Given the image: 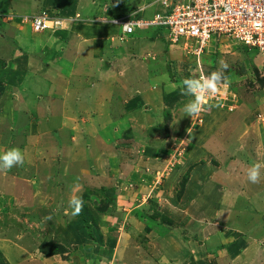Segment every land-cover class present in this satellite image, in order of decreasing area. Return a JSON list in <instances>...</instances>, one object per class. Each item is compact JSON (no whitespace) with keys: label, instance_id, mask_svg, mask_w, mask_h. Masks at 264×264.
Returning <instances> with one entry per match:
<instances>
[{"label":"rangeland","instance_id":"1","mask_svg":"<svg viewBox=\"0 0 264 264\" xmlns=\"http://www.w3.org/2000/svg\"><path fill=\"white\" fill-rule=\"evenodd\" d=\"M51 1L8 0L7 4V0H0V3L7 9L12 7L14 11L9 12L19 16L58 14L57 17L65 21L69 19L64 17L62 9L52 7ZM92 2L93 15L103 13L104 8L119 9L126 15L146 5L145 10L150 8L147 12L135 14L147 15L149 18L145 20H151L156 12L162 11L157 0ZM69 3L73 6V1ZM87 19L84 17L85 21ZM103 19L102 24L108 23ZM69 23L72 22L67 20L65 27L46 30L51 33L43 34L41 39L50 44L55 33L64 37L65 31L71 29ZM110 24L122 30L120 25ZM94 28L93 25L90 30ZM146 30L154 32L145 34L143 45L137 33L124 42L102 41L105 42L104 52L109 53L103 67H110L111 75L131 78L129 86L134 93L127 91L132 104L127 110L132 112L128 119L135 127L128 129L125 140H96L93 145L89 141L94 163H88V170L75 169L72 185L66 188L68 179L62 176L63 172L58 173L62 177L51 174L50 181L37 178L38 172L33 174L36 167L43 166L45 156L34 158L32 148L27 147L24 139L43 140L44 132L34 136L42 125L33 126L31 116H19L16 111V123L12 126L8 119L11 111L7 114L6 110H16L31 88L43 91L45 87V91H49L50 81L31 77L37 65L44 68L43 71L50 63L56 68L46 52L48 45L41 47L44 48L42 55L35 53L37 57L31 59L25 45L20 44L33 41L38 32L33 31L24 18L0 21V153L17 147L25 157L23 166L0 171V264H264V209H253L256 205L252 204V210H245L246 205L238 204L239 201L243 197L248 202L252 200L235 193L243 183L236 175L237 166L242 165L247 173L253 164H264V55L220 40L209 45L199 64L184 53L182 43L170 46L166 30L161 29L159 36L155 33L159 30L157 27ZM78 32L76 28L69 34L77 40ZM108 35L104 31L100 34ZM152 38L162 42L143 50ZM2 47H7L6 53ZM128 58L133 60L131 65L126 63ZM113 60L108 66L107 62ZM221 62L228 65L227 81L220 85L216 96L209 98L205 111L193 119L185 116L182 107L188 98L181 95L183 79L193 73L197 76L201 72L211 73L221 68ZM146 66L155 80H150L146 92L141 93L140 82L146 81L149 70ZM57 68L62 72L61 66ZM94 68L90 62L89 69ZM117 79L114 78V84ZM125 93L123 87L119 95L125 97ZM53 94L52 91L44 99L52 102ZM141 101L142 107L137 109ZM44 110L41 105L34 107L38 116L44 114ZM6 114L7 118L3 117ZM145 114L154 119L145 122ZM51 115L54 118L60 114ZM58 124L55 120L50 127ZM66 126L71 128V125ZM137 126L141 127L139 131H136ZM58 129L61 133L67 131ZM73 136L74 133L68 140L80 152L81 141ZM91 147L87 148L88 153ZM259 149L262 150L259 152ZM98 153H103L101 165L96 162ZM91 175H97L98 181ZM55 176L58 180L53 185L51 181ZM260 180L264 181V168H261ZM223 186L234 190V198L223 191ZM210 193L211 199L214 198L212 206H219L221 201L227 205H242L229 210H234L236 216L244 211L250 216V219L243 217L237 225L244 234L240 236L247 240L238 257L232 254V248L224 251L227 232L237 229L225 223L227 209H205ZM75 197L83 201L79 214L70 207V200ZM261 205L264 207V203ZM217 211H220L218 216ZM215 212L216 218L212 217ZM252 213L263 216L262 220L255 219ZM252 223L255 228L260 227L257 229L260 235L254 236L259 238L254 242L259 248L254 249L260 250L255 256L252 247L248 248V244L253 243V233L249 230ZM209 225L217 229L209 230ZM55 252L58 253L53 255Z\"/></svg>","mask_w":264,"mask_h":264},{"label":"crops","instance_id":"2","mask_svg":"<svg viewBox=\"0 0 264 264\" xmlns=\"http://www.w3.org/2000/svg\"><path fill=\"white\" fill-rule=\"evenodd\" d=\"M73 1V6L69 5ZM4 2V1H3ZM52 7L62 9L64 12V17L74 18L77 15L80 16V19L76 21L75 23H70L69 28H71L68 31H65L64 29L62 31H65L64 37H60L59 32L55 33V35L52 37V40L50 41V44L44 42L41 38L43 34H50L51 32L46 31L42 33H35V37L33 41L31 39L25 43H22L20 45H25L24 48H27L26 51L28 54H30L28 57L33 59V57H37L38 53L42 55L44 52L41 51V47H44L48 45L46 48V52L49 54V58L52 59V63H55V69L51 66V63L48 65V68L44 70V68H38L39 65H37L36 70L34 71L32 78L37 79L40 81L41 79H46L50 81V89L49 91H45V87L43 91H39L38 87H35V90L32 91V88L29 89L25 93L27 95L26 99L18 106L16 110L7 109V114L11 111V114L9 116V121L12 126H15V120H14V114L19 112L20 114H25L26 116H31L32 120H30L34 125L38 128V124L42 125L38 130V132L34 136H39L40 133H43L45 135V138L43 140H29L28 138H25L24 141L27 143V147L32 148V156L36 158L37 156H45L44 161L45 163L43 166L36 167L33 174H36L37 172V178L40 180H49L48 177L52 175H60L58 173L63 172L62 176H64L65 179H68L66 181V188L68 185H72V176L74 175L75 169L77 170H88V163L92 164L94 163L90 157V155L93 154V148L89 145V141L93 144L97 143L96 140H125V136L128 133V129L134 128L135 125L133 121H130L129 116L132 112H129L127 109L130 105V101L128 100V93L127 91H130L131 93H134V89L132 86H129L131 78L129 75L125 76L124 78L120 75L114 76L111 75L113 72H111L112 69L108 67L107 69L103 67V64L108 61L109 53L104 52L103 44L105 42H102L103 40L115 42L117 39H119L121 42H124V40L133 39L132 36L137 33L139 36V42L145 44L144 36L149 35L153 32H147V30H140L137 29V31L134 34L130 35H124L122 33V30L118 26H114L110 24V20L114 18H126L129 16L135 17L137 19H145L149 18L146 16H137L140 12H147L150 8L144 5V7L139 8L137 11L131 13V14H124L122 10L117 9H103V13L98 12L95 15H93L94 10H92L93 2L92 0H52ZM69 3V4H68ZM8 4V0H7ZM70 6H72L70 8ZM4 8V5L0 3V14L1 12H9L14 11L12 7ZM59 11L56 9V12ZM137 13V14H135ZM157 13V12H156ZM155 13V14H156ZM86 15V16H85ZM61 16V15H59ZM93 16V18H92ZM137 16V17H136ZM84 17H88L86 20L89 22L90 20H93L92 22H89V24H86ZM107 21L108 23L102 24L101 22ZM100 21V22H97ZM72 25V27H70ZM95 26L94 29H98V31L94 30L91 31L90 27ZM103 25H110L109 27L103 26ZM78 29L79 32L77 33L76 37L77 40H75V37H71L69 34L73 31V29ZM87 28V29H86ZM89 28V29H88ZM103 29V30H102ZM90 30V31H89ZM159 30H155V33L159 36ZM108 32V36H100L102 32ZM100 32V33H99ZM161 32V31H160ZM136 35V36H137ZM161 37V36H160ZM122 39V40H121ZM60 40H62L60 42ZM158 42H162L159 40V38H152V40L144 46L143 50L148 49L151 47V45L156 46L159 45ZM53 47V48H52ZM5 48V53L7 51V47H2V49ZM52 50V52H51ZM95 50V52H94ZM43 52V53H42ZM163 52V51H162ZM37 55H36V54ZM94 55V57H93ZM103 57V58H102ZM155 60V59H154ZM113 62H107L108 66L109 64H113ZM92 62V65L95 67L94 69H89V64ZM104 62V63H103ZM133 60L131 58H128L127 65H131ZM49 63V62H48ZM62 67V72H60L57 68V66ZM43 66V65H42ZM47 66V64H46ZM147 69H149V66H146ZM93 72V73H90ZM147 77L146 81L140 82L139 90L143 93L146 92V88L149 87L148 82L155 80V75L150 76V69L147 70ZM159 76V75H158ZM131 77H133L131 75ZM144 77V76H143ZM114 78H118L117 82L114 84ZM48 85V84H47ZM129 86V87H125ZM123 87L126 90L125 97L122 95H119L123 91ZM34 89V87H33ZM152 89V88H148ZM38 90L39 92H37ZM54 92L52 98V102H47L44 97L49 96L51 92ZM139 91V92H140ZM47 92V93H46ZM82 92V93H81ZM56 102V104H54ZM143 101L138 103V108L142 107L141 103ZM42 106L44 110V114L42 113L41 116H38L37 113L34 112L35 106ZM127 110V112H126ZM17 111V112H16ZM52 111V112H51ZM14 112V113H13ZM58 112L60 115L55 116L54 118H51V113L53 114ZM124 112L126 114H124ZM105 113V115H104ZM7 114L3 117L7 118ZM29 114V115H28ZM124 114V116H123ZM151 119H154L153 116L150 114L144 115V121H152ZM55 120L59 121V124L57 126H51V123L55 122ZM130 121V122H129ZM246 121V118L244 119ZM243 121V122H244ZM22 123V122H21ZM246 122H244L245 124ZM37 124V125H36ZM66 124L69 126L71 125V128H67ZM139 124V123H136ZM140 125H143V123H140ZM43 128V129H42ZM58 128H66L67 131L62 133L60 132L61 129ZM137 130L139 131L141 127L137 126ZM13 129V128H11ZM69 130V131H68ZM61 133L57 138L54 137L55 134ZM67 133V134H65ZM74 133L73 137L77 136V140H80L81 143L78 145L80 146V152L73 146L74 143L70 139L72 138V134ZM137 133V132H136ZM70 135V136H69ZM125 135V136H124ZM244 139V138H243ZM242 139V140H243ZM93 140V142H92ZM131 140V138H130ZM91 147L90 153H88L87 148ZM262 149H259V152ZM102 154V155H100ZM99 159L97 158L96 162L98 161V164L101 165L99 162L101 158L103 157V153H98ZM256 157H260V155H256ZM38 159V158H36ZM232 160H230L229 157V164H231ZM231 166V165H230ZM71 169H74L71 171ZM92 169H95V166L92 167ZM244 167L242 165L237 166V177L240 181H243L242 188L238 189L235 193H239V195L242 197L243 195H247L246 198L249 200H252L251 202H248V200H244V197L239 201L238 204H244L246 205L245 210H252V204H255L256 206L253 207V209H258L264 207L261 205V203H264V181L260 180L258 183H251L248 180L246 171L244 172ZM241 170V171H239ZM56 171V172H55ZM17 175L20 173L17 172ZM32 174V175H33ZM88 175H90L88 173ZM60 175V177H62ZM95 180L98 181L99 178H97V175H91ZM72 179V180H71ZM58 178L55 176L51 183L56 182ZM50 181V180H49ZM55 185V184H53ZM225 185V184H222ZM223 191L227 193L228 196H231L234 198V190H231V187L229 186H223ZM231 194V195H230ZM250 194H253L251 197ZM224 195V194H223ZM209 205L208 202H205L206 204L205 209L208 211L209 208H221V209H227L226 214H228V218L225 220V223H230L232 225L236 226V230L233 232H227L228 237L224 238V244H225V250L228 251L230 248H232V254H235V257H238L239 254H242L243 248L245 247V244L247 243V240L240 236L241 234L244 235L240 228L237 227V225H240L241 219L245 217L246 219L249 218L246 214V212H241L239 216H236L234 213L235 209H239V207H243L242 205H227L225 202L221 201V204H216L212 206V202L214 200L211 199V193L209 194ZM235 201V199H229ZM215 209V210H216ZM229 209H234L233 211H230ZM250 213V212H249ZM215 214H212V217H215ZM220 215V211H217V216ZM245 215V216H244ZM253 217L255 219H258L259 221L262 220L261 215L252 213ZM216 218V217H215ZM218 218V217H217ZM213 225H209V230H216L217 228L212 227ZM200 227H202L200 225ZM212 228V229H211ZM260 227L255 228L254 223H252V226L249 230H251L253 243L248 244V248L252 247L253 249V255L255 256L257 251H260L258 248V245L255 244V240H258L259 238L254 237L255 234H259V230L257 232V229ZM230 231V230H229ZM239 233V234H235ZM235 234V238L233 235ZM254 247H258L254 249ZM247 248V249H248ZM223 251V253H224ZM241 261H239L240 263Z\"/></svg>","mask_w":264,"mask_h":264},{"label":"built area","instance_id":"3","mask_svg":"<svg viewBox=\"0 0 264 264\" xmlns=\"http://www.w3.org/2000/svg\"><path fill=\"white\" fill-rule=\"evenodd\" d=\"M162 8L151 20L129 16L114 18L110 23L120 25L124 35L137 29L154 26L166 30L170 46L183 45V51L200 64L213 41L234 42L249 51L264 55V0H157ZM35 32L65 27L80 19L77 15L66 21L57 16L42 14L22 16ZM70 24V23H69ZM122 40V39H121Z\"/></svg>","mask_w":264,"mask_h":264},{"label":"clouds","instance_id":"4","mask_svg":"<svg viewBox=\"0 0 264 264\" xmlns=\"http://www.w3.org/2000/svg\"><path fill=\"white\" fill-rule=\"evenodd\" d=\"M4 16L5 14L2 15V17ZM16 17L21 18L22 16L9 13L3 20ZM227 68V63L221 62V68L211 73L205 74L201 72L198 76L193 73L183 79L181 95L188 98L186 102H183L182 107L185 116L193 119L199 116L202 111L206 110L209 98L216 96L220 90V85L227 81V77L225 76V70ZM188 132H190V129H188ZM24 162V154L17 147H11L0 153V171L11 170L15 166H23ZM261 168H264V164L255 163L247 170V177L251 183H258L260 181ZM70 207L75 214H79L83 207L82 199L79 197L73 198L70 200Z\"/></svg>","mask_w":264,"mask_h":264},{"label":"trees","instance_id":"5","mask_svg":"<svg viewBox=\"0 0 264 264\" xmlns=\"http://www.w3.org/2000/svg\"><path fill=\"white\" fill-rule=\"evenodd\" d=\"M9 13H11V12H1V14H0V21L2 22L3 21V18L5 17V16H7ZM5 14V16L4 17H2V15H4ZM57 16H58V14H56ZM75 23V22H74ZM245 49H247V48H245ZM248 50V49H247ZM56 253H58V252H55V253H53V255H55ZM0 258H2V254H0Z\"/></svg>","mask_w":264,"mask_h":264}]
</instances>
